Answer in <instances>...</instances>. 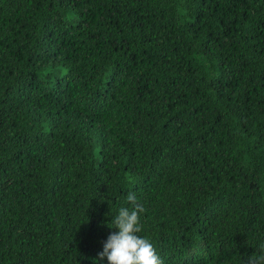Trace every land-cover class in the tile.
<instances>
[{"label": "trees", "instance_id": "16d2710c", "mask_svg": "<svg viewBox=\"0 0 264 264\" xmlns=\"http://www.w3.org/2000/svg\"><path fill=\"white\" fill-rule=\"evenodd\" d=\"M129 193L163 264L259 252L264 0H0V264H109Z\"/></svg>", "mask_w": 264, "mask_h": 264}, {"label": "clouds", "instance_id": "9594fccd", "mask_svg": "<svg viewBox=\"0 0 264 264\" xmlns=\"http://www.w3.org/2000/svg\"><path fill=\"white\" fill-rule=\"evenodd\" d=\"M127 201L131 206L121 207L108 223V227L118 231L112 232L104 242L100 259L107 257L109 264H163L150 240L138 235L142 231L140 214L145 211L143 205L137 202L133 193H129ZM246 264H264V244L258 253L248 257Z\"/></svg>", "mask_w": 264, "mask_h": 264}]
</instances>
